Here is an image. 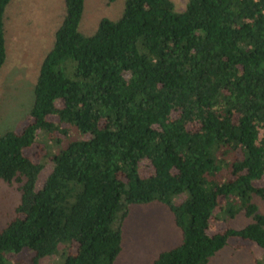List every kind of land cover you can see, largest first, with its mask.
Returning a JSON list of instances; mask_svg holds the SVG:
<instances>
[{"label":"trees","instance_id":"1","mask_svg":"<svg viewBox=\"0 0 264 264\" xmlns=\"http://www.w3.org/2000/svg\"><path fill=\"white\" fill-rule=\"evenodd\" d=\"M83 2L63 0L29 121L0 134V178L20 192L0 264L24 251L32 264H113L131 206L154 201L181 239L151 264H207L231 236L264 264V0H126L91 33L79 29ZM37 141L34 161L24 148ZM213 216L226 229L210 233Z\"/></svg>","mask_w":264,"mask_h":264},{"label":"rangeland","instance_id":"2","mask_svg":"<svg viewBox=\"0 0 264 264\" xmlns=\"http://www.w3.org/2000/svg\"><path fill=\"white\" fill-rule=\"evenodd\" d=\"M187 0H173L175 8L182 10ZM126 0H84L79 29L91 33L101 18L117 19ZM63 0H11L5 8V54L0 66V134L6 130L19 131L29 121L28 112L33 101V87L39 65L51 48L54 32L61 22ZM44 152L42 142L24 148V154L38 160ZM51 163L46 162L39 173V188ZM151 167L143 164L142 174ZM17 183L0 178V229L13 216L19 202ZM264 212V201H258ZM240 221H238L239 223ZM225 219L213 216L209 232L223 231ZM181 231L175 225L166 204L150 202L135 204L122 226V249L113 264H151L159 252L177 245ZM227 246L209 257L207 264H256L263 258V250L254 242L231 236ZM70 252V249H68ZM29 253L19 252L8 260L13 264H32ZM62 255L44 257L39 264H60Z\"/></svg>","mask_w":264,"mask_h":264}]
</instances>
